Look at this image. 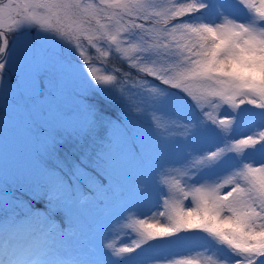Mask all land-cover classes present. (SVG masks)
Masks as SVG:
<instances>
[{"label": "snow or ice", "instance_id": "1", "mask_svg": "<svg viewBox=\"0 0 264 264\" xmlns=\"http://www.w3.org/2000/svg\"><path fill=\"white\" fill-rule=\"evenodd\" d=\"M237 2L247 9L246 20L235 19L230 14L235 6L226 0H0V93L25 109L54 106L51 119H32L30 132L54 126L92 130L105 122L104 105H118L129 121L135 119L132 112L166 106L195 112L190 120L173 123L194 145H213L189 151L179 168L138 188L150 212L139 205L117 209L121 219H128L124 211L137 217L121 230L131 227L138 238L123 246L107 244V251L72 246L76 218L117 192L124 202L126 161L144 170L156 159V150L146 153L142 134L134 135L119 117V124L108 121L111 135L103 153L89 159L91 175L65 172L48 161L38 171L18 168L11 184L0 182V264H200L208 252L207 264H264V128L233 136L234 125L257 117L264 122V0ZM33 27L38 38L22 40L33 35ZM85 48L100 60L115 52L138 75L107 72L93 64ZM78 87L96 101L70 105ZM224 105L231 110L228 118H220ZM81 110L83 122L77 119ZM21 190L42 202L46 215L16 194ZM53 212H66L69 226L64 227V216L57 226ZM192 232L211 242L195 258L158 255L169 244L191 245L193 239L182 234Z\"/></svg>", "mask_w": 264, "mask_h": 264}, {"label": "rangeland", "instance_id": "2", "mask_svg": "<svg viewBox=\"0 0 264 264\" xmlns=\"http://www.w3.org/2000/svg\"><path fill=\"white\" fill-rule=\"evenodd\" d=\"M226 2L235 6L230 10V14L235 19L238 21L247 19L249 15L247 9L240 5L237 0H226ZM84 51L86 54H92L94 57L93 64L107 70L109 73L115 69H120L121 71L131 72L134 76L138 75L136 70L129 68L128 62L118 58V54L115 52L107 60H100L93 49L85 48ZM148 79L152 78L148 77ZM156 83L158 84L159 81H156ZM76 91L79 93V96L71 98L69 101L70 105L76 103L86 105L89 102L96 101V98L86 88L78 87ZM170 91L176 90L170 89ZM81 96L83 99L79 98ZM1 105L3 112L0 117V182L9 180L8 183L11 184L10 179L18 168L25 166L38 171L43 167L45 161H48L50 164H61L65 172L79 169V172L91 175V173L86 172V168L89 166V159L103 153L107 138L111 135L112 131L111 124L108 121L119 124L117 117L133 130L134 135L139 133L144 136L145 151L149 156L156 150V159L149 169L139 170L137 163L132 159L127 160L124 164L122 169L125 191L123 203L119 199V192H117L114 197L109 198V202L95 205L77 216L78 228H81L85 233L86 240L83 241L82 238L77 237V240L72 241L73 247L87 244L95 249L107 251L105 248L107 244L117 246L130 244L134 239L138 238L135 231L131 227L124 231L121 228L125 224H133L137 217L129 211H124L123 216L128 217V219H121V213L117 209L126 206L135 210V207L139 205L140 211L148 214L152 206H144L146 202L137 195V189L143 187L144 184L153 185L161 179L162 172H171L173 168H179L189 151H194V149L199 151L204 148L213 147L211 142L194 145L190 138H185L186 133L173 123L177 118L182 122L190 120L196 115L195 112L190 110L177 112L170 107L161 106L154 113L139 114L132 112L131 116L135 119L129 121L121 112L118 105H104L105 122L97 124L92 130L81 127L73 130L71 128L66 129L61 126H54L49 127L44 133L34 134L28 130L32 119H51L54 114V106H41L37 103L25 109L22 104H17L13 101L2 102ZM243 107L250 106L245 105ZM43 111L48 112L47 117L41 116V112ZM218 111L220 118H228L231 113L227 105H224ZM252 111L259 110L252 109ZM213 115H217V110H213ZM85 118L86 113L82 110L77 113L79 121L83 122ZM157 122L159 127L156 126ZM233 127L235 129L233 132L234 137L255 135L261 128H264V122H261L257 117L246 122L243 126L234 125ZM193 131L195 132L196 129H193ZM248 151L252 152L253 150L248 149ZM49 153H51V156ZM232 155L234 156V154ZM195 158L194 152L193 157H189L188 159L191 161ZM161 165H163V168L160 167ZM176 175L178 178V174ZM12 188L15 190L16 185L12 184ZM223 191L227 192L228 189L225 188ZM16 194L21 196L24 201L34 204V210H38L41 215H46L45 209L42 206L43 203L37 204V201L31 200L26 190H21ZM151 199L154 201L156 197L153 196ZM185 203H188V201H185ZM58 214L64 216L67 221L66 212H53V218ZM143 218L148 217L146 215ZM117 220L120 221L119 224H117ZM125 231L128 233L127 235H125ZM182 235L192 238V244L189 246L169 244L162 247L158 255L161 258H174L177 261L189 255L195 258L197 251L201 250V246L205 245V242L208 241L204 233L192 232ZM208 242L211 243L210 241ZM144 247L147 248V245ZM137 251L140 250L138 249ZM145 255L151 257L153 253L147 252ZM208 255H211V253H204L199 257L200 264H207L206 257Z\"/></svg>", "mask_w": 264, "mask_h": 264}, {"label": "flooded vegetation", "instance_id": "3", "mask_svg": "<svg viewBox=\"0 0 264 264\" xmlns=\"http://www.w3.org/2000/svg\"><path fill=\"white\" fill-rule=\"evenodd\" d=\"M32 32H33V35L24 36V37H21V39L22 40H28V41L36 39V29H35V27H33ZM13 35L14 34H12V33L8 34L10 42L12 40ZM11 101H13V99L10 96L8 98H6V94L5 93H0V117H1V114L3 112V107L1 105V103L2 102H11Z\"/></svg>", "mask_w": 264, "mask_h": 264}, {"label": "trees", "instance_id": "4", "mask_svg": "<svg viewBox=\"0 0 264 264\" xmlns=\"http://www.w3.org/2000/svg\"><path fill=\"white\" fill-rule=\"evenodd\" d=\"M149 222H151V220L149 219ZM69 225H67V224H64V227H68Z\"/></svg>", "mask_w": 264, "mask_h": 264}, {"label": "water", "instance_id": "5", "mask_svg": "<svg viewBox=\"0 0 264 264\" xmlns=\"http://www.w3.org/2000/svg\"><path fill=\"white\" fill-rule=\"evenodd\" d=\"M38 38V37H37Z\"/></svg>", "mask_w": 264, "mask_h": 264}]
</instances>
